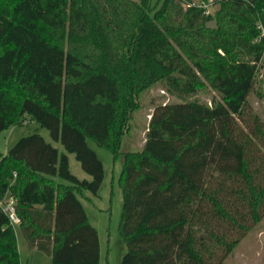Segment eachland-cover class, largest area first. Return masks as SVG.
I'll use <instances>...</instances> for the list:
<instances>
[{
  "label": "trees",
  "instance_id": "obj_1",
  "mask_svg": "<svg viewBox=\"0 0 264 264\" xmlns=\"http://www.w3.org/2000/svg\"><path fill=\"white\" fill-rule=\"evenodd\" d=\"M259 24L264 0H0V133L34 120L65 150L32 134L0 153V200L14 198L29 248L100 264L81 200L105 176L92 139L124 155L121 264H226L264 218V124L248 110ZM206 82L212 105L193 99ZM156 83L180 101L158 105L142 149L122 153L138 94ZM0 264H22L1 206Z\"/></svg>",
  "mask_w": 264,
  "mask_h": 264
},
{
  "label": "rangeland",
  "instance_id": "obj_2",
  "mask_svg": "<svg viewBox=\"0 0 264 264\" xmlns=\"http://www.w3.org/2000/svg\"><path fill=\"white\" fill-rule=\"evenodd\" d=\"M157 1V0H154ZM200 4V0H193ZM212 2V1H211ZM217 5H208L207 14H215ZM250 93L249 111L256 113L264 124V61ZM220 99L206 82L193 99L212 105L213 99ZM138 108L134 111L130 121L129 131L123 139L122 153L140 151L144 145L150 125L151 116L158 105L177 103L178 97L169 93L165 87L156 83L138 94ZM32 134L42 135L46 141L52 143L60 152H65L62 144L54 142L50 132L34 120H27L21 124L11 126L0 133V153L7 154L9 150L22 138ZM90 146L96 151L104 164V181L97 195L85 192L88 199L83 198L84 207L92 225L97 229L101 244L100 264H121L127 252V245L120 233V222L123 212V190L120 185V176L124 166V155L115 158L106 148L98 146L89 139ZM70 160V170L81 180H91L75 154L67 153ZM18 246L22 264H53L47 254L30 249L23 233L16 227ZM226 264H264V218L238 245L235 251L226 259Z\"/></svg>",
  "mask_w": 264,
  "mask_h": 264
},
{
  "label": "built area",
  "instance_id": "obj_3",
  "mask_svg": "<svg viewBox=\"0 0 264 264\" xmlns=\"http://www.w3.org/2000/svg\"><path fill=\"white\" fill-rule=\"evenodd\" d=\"M206 7H208V5H205V8ZM258 28L260 30L259 40L263 41L264 43V25L259 24ZM0 206L2 207L3 211L8 216L10 224L15 228L18 227L21 224V219L17 214L14 198L12 196H9L8 198H4L0 200Z\"/></svg>",
  "mask_w": 264,
  "mask_h": 264
},
{
  "label": "water",
  "instance_id": "obj_4",
  "mask_svg": "<svg viewBox=\"0 0 264 264\" xmlns=\"http://www.w3.org/2000/svg\"><path fill=\"white\" fill-rule=\"evenodd\" d=\"M206 26L208 29L216 30L218 29V22L216 20H211L207 22Z\"/></svg>",
  "mask_w": 264,
  "mask_h": 264
},
{
  "label": "crops",
  "instance_id": "obj_5",
  "mask_svg": "<svg viewBox=\"0 0 264 264\" xmlns=\"http://www.w3.org/2000/svg\"><path fill=\"white\" fill-rule=\"evenodd\" d=\"M69 157V156H68ZM69 160H70V158H69ZM10 195L8 194V195H6V197L5 198H8ZM83 198L84 199H88V196H86V194L84 193V196L83 197H81V200H82V203H83ZM83 205H84V203H83ZM85 208V207H84ZM86 210V209H85ZM24 236V235H23ZM25 238V237H24ZM36 250V249H35ZM20 252V251H19Z\"/></svg>",
  "mask_w": 264,
  "mask_h": 264
}]
</instances>
